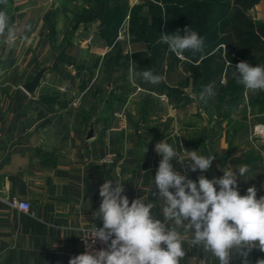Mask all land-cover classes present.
Instances as JSON below:
<instances>
[{
	"label": "crops",
	"instance_id": "crops-1",
	"mask_svg": "<svg viewBox=\"0 0 264 264\" xmlns=\"http://www.w3.org/2000/svg\"><path fill=\"white\" fill-rule=\"evenodd\" d=\"M128 1L130 6L141 5V1ZM66 4V0L0 3V11L9 15L16 28L13 41L0 42V264H68L71 257L81 254L83 228L103 226L93 213L99 209V187L105 180L123 183V194L130 203L139 197L152 203L154 215L163 220V202L153 196L157 192L153 180L161 160L155 145L164 139L180 151L198 150L200 155L215 156L207 173L188 168L190 179L197 180L201 174L208 179L219 178L223 170H236L241 195L255 186L257 198L264 196V134L256 131V127L264 126V112L257 119L252 114L249 118L237 117L231 111L216 121L202 113L198 115L200 123L178 127L177 109L191 105L174 104L172 94H187L188 89L168 80L150 87L141 83L142 94L161 97L156 102L171 111L156 118L144 105L148 110L141 111V124L155 120L157 128L165 127L153 133L132 128L130 118L119 110L131 103L116 95L122 83L109 82L105 100L87 101V91L96 88L84 68L67 62L91 54L95 59L104 58L114 47L109 46L113 42L102 45L108 34L101 30V19L86 21L82 16L73 26L70 42L51 52V46L60 45L65 38L66 20L63 16L53 22L50 17L64 12ZM92 10L88 6V11ZM108 22L113 24V20ZM56 25L61 39L51 44L50 34ZM203 38L207 42L211 39ZM204 59V54H198L195 64ZM188 60L192 62V58ZM44 65L50 66L35 94H31L23 85ZM176 160L171 161L174 169L185 174L188 165L181 163L186 157ZM242 164L250 166L245 177L237 170ZM13 198L30 202V210L13 206ZM184 247L187 254L180 264H200L201 259L219 264L199 247L192 248L188 243ZM248 259L256 264L264 259V252L253 249ZM230 264L241 261L234 257Z\"/></svg>",
	"mask_w": 264,
	"mask_h": 264
},
{
	"label": "clouds",
	"instance_id": "clouds-1",
	"mask_svg": "<svg viewBox=\"0 0 264 264\" xmlns=\"http://www.w3.org/2000/svg\"><path fill=\"white\" fill-rule=\"evenodd\" d=\"M159 37V42L177 56L186 51L193 55L204 51V38L191 26H186L183 34L177 29L171 34L161 33ZM15 38V25L5 11H0V42L8 43ZM226 64L234 69L237 83L246 90L264 91V65L251 66L241 61L233 68L230 60ZM130 76H139L151 84L162 79L149 69L142 72L133 69ZM215 94L213 85L209 84L199 93V100L206 104ZM155 151L161 160L153 180L157 190L153 196L163 202L164 219L156 218L152 211L154 205L141 197L130 203L123 194V183L105 180L99 187L102 198L99 209L93 213L103 226L93 228L89 234L91 244L85 252L71 257L68 264H180L187 254L185 243L210 253L219 264H230L234 257L241 264H250L248 256L253 249L264 252V196L257 198L255 186L248 187L246 194L241 195L237 172L230 169L223 170L219 178L208 179L203 174L197 180L188 177V168L192 172L207 173L214 155H200L198 150L180 151L165 139L155 145ZM179 156H185L186 162L181 164L188 165L183 175L171 163ZM237 170L245 177L250 166L242 164ZM97 240L107 247L93 250ZM200 264L207 262L201 259ZM256 264H264V259H258Z\"/></svg>",
	"mask_w": 264,
	"mask_h": 264
},
{
	"label": "rangeland",
	"instance_id": "rangeland-1",
	"mask_svg": "<svg viewBox=\"0 0 264 264\" xmlns=\"http://www.w3.org/2000/svg\"><path fill=\"white\" fill-rule=\"evenodd\" d=\"M134 1H141V5L130 6L128 0H66V10L58 16L53 14L50 17L53 22L63 16L66 20L65 38L60 45L56 43L51 46V52L70 42V37L74 33L73 26L82 16L86 21H91L93 18L101 19L104 24L101 30L108 34L102 45L113 42L109 46L114 47L104 58L95 59L91 54L80 61L67 59V62L86 70V77L97 90L87 91L84 97L87 101L105 100L109 96L108 83L112 82L113 85L122 83V89L116 95L131 102L128 106L119 109L121 115L125 114L130 118L129 125L143 133L162 131L165 126L161 125L162 128H157L155 120H147L148 122L141 124V111L149 108L157 118L170 113L171 108L156 102L160 101L161 97L141 93L138 84L146 83L150 87L151 83L145 82L139 76H130L133 69L135 72L151 69L162 77L159 83L168 80L179 88L188 89L187 94L180 91L172 94L171 101L174 104L182 105L189 102L191 105L190 108L177 109L178 127L200 123L198 115L202 113L213 121L229 116L231 111H234L237 117L244 115L248 117L252 114V118H262L264 91L253 93L238 84L237 74L234 69L227 66L226 60L231 61L233 68L241 61H246L251 66L264 65V0H245L250 3L246 12L247 18L254 26L235 54L231 53L223 41L224 30L232 24L231 21L236 15L232 8V0H178V3H175V0ZM90 5L93 7L92 12L88 11ZM165 15L167 18H162ZM123 18H125L124 22ZM107 20H113V24ZM57 26L50 34L51 44L61 39L59 36L61 31ZM186 26H191L203 37H211L209 42L204 38L202 54L205 59L201 64H195L194 61L200 53L193 55L190 51H186L182 56H177L168 50L166 44L159 42V34H171L177 29L183 34ZM256 45L261 47L260 51L252 52ZM213 51L215 55L209 54ZM126 52L128 54H125ZM190 58L192 62L188 60ZM209 84L213 85L216 94L205 104L199 100V93L203 85ZM144 105L148 108H144ZM212 123L214 125V122ZM256 131L260 132L257 127Z\"/></svg>",
	"mask_w": 264,
	"mask_h": 264
},
{
	"label": "trees",
	"instance_id": "trees-1",
	"mask_svg": "<svg viewBox=\"0 0 264 264\" xmlns=\"http://www.w3.org/2000/svg\"><path fill=\"white\" fill-rule=\"evenodd\" d=\"M232 8L236 15L232 19V24L224 30V43L229 47L231 53L240 50L244 40L249 36L254 24L247 18L246 12L249 9V2L245 0H232ZM261 47L256 45L252 52L260 51ZM251 52V51H250Z\"/></svg>",
	"mask_w": 264,
	"mask_h": 264
},
{
	"label": "built area",
	"instance_id": "built-area-1",
	"mask_svg": "<svg viewBox=\"0 0 264 264\" xmlns=\"http://www.w3.org/2000/svg\"><path fill=\"white\" fill-rule=\"evenodd\" d=\"M11 204L13 206L21 209V210H24V211H28L31 208L30 202H28L26 200H20L18 198H13L12 201H11ZM95 226L101 227L98 224H93V225H89V226H86V227L83 228V232H82V235L80 237V243H81V246H82V253L85 252L87 245L91 244V242H92V238L89 236V234H90V232L93 230V228ZM106 247H107L106 244H104V243L100 242L99 240H97L96 244L94 245V249L93 250H99L101 248H106Z\"/></svg>",
	"mask_w": 264,
	"mask_h": 264
},
{
	"label": "water",
	"instance_id": "water-1",
	"mask_svg": "<svg viewBox=\"0 0 264 264\" xmlns=\"http://www.w3.org/2000/svg\"><path fill=\"white\" fill-rule=\"evenodd\" d=\"M50 65H44L39 68V70L35 73L34 77L25 83L23 87L31 94H35L37 88L39 87L40 83L42 82V79L47 72Z\"/></svg>",
	"mask_w": 264,
	"mask_h": 264
},
{
	"label": "bare ground",
	"instance_id": "bare-ground-1",
	"mask_svg": "<svg viewBox=\"0 0 264 264\" xmlns=\"http://www.w3.org/2000/svg\"><path fill=\"white\" fill-rule=\"evenodd\" d=\"M258 129H259L261 132H264V126H259Z\"/></svg>",
	"mask_w": 264,
	"mask_h": 264
}]
</instances>
